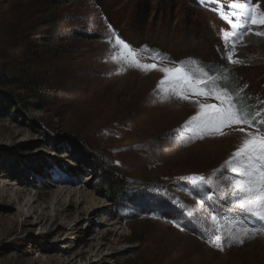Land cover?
Wrapping results in <instances>:
<instances>
[{
  "label": "rangeland",
  "instance_id": "1",
  "mask_svg": "<svg viewBox=\"0 0 264 264\" xmlns=\"http://www.w3.org/2000/svg\"><path fill=\"white\" fill-rule=\"evenodd\" d=\"M195 1L205 28L191 37L199 20L188 24L183 7L158 0H0V92L28 106L23 124L0 117V195H7L0 197V264H264V233L243 244L225 234L221 251L215 234L202 231L214 227L213 208L237 225H261L232 211L223 173L215 171L241 134L224 128V135L184 142L185 122L198 110L192 101H218L164 100L162 73L111 59L117 48L109 37L115 30L123 39V28L148 40L128 43L145 63L156 55L169 58L165 67L225 63L217 49L229 25L217 10L229 0ZM237 54L246 63L232 66L230 87L246 85L247 103L256 105L264 100V38L238 45ZM102 168L123 182L116 194L103 184ZM194 174L208 179L204 191L179 179Z\"/></svg>",
  "mask_w": 264,
  "mask_h": 264
},
{
  "label": "snow or ice",
  "instance_id": "2",
  "mask_svg": "<svg viewBox=\"0 0 264 264\" xmlns=\"http://www.w3.org/2000/svg\"><path fill=\"white\" fill-rule=\"evenodd\" d=\"M217 12L229 25L228 29L221 32L224 49H217L225 61L224 65L209 67L202 61L189 59L187 62L169 61L179 63L180 66L165 67L163 61L168 60V57L156 55L151 57L156 63L143 62L139 55L142 50H134L115 30H112L109 42L115 38L113 47L117 48V52L111 56L114 61L119 62V56L128 67L162 73L157 88L165 93L164 100L175 96L178 100L190 101L192 96H204L218 101H192L198 105V110L185 122L184 127L190 132L184 138L185 143L204 139L206 135H224V128L241 134V142L236 151L215 171L223 173L220 177L225 181L222 197L232 201V211H239L249 221L255 218L261 225L251 229L237 225L234 217L221 216L213 208L216 214L211 215L210 219L214 227L203 228L202 231L214 233L217 241L215 246L223 251L225 234L230 242L243 244L245 237L252 238L258 233H264V100L258 99L256 105H249L245 96L246 85L230 87L234 79L232 66L246 63L237 54L238 45L246 46L244 37L247 35L264 38V30H257L264 29V7L259 0H229L227 10ZM111 27L109 25V29ZM124 70L122 67L121 71ZM179 179L190 182L197 192L204 191L208 185L204 175L194 174ZM207 198L212 199L211 196Z\"/></svg>",
  "mask_w": 264,
  "mask_h": 264
},
{
  "label": "trees",
  "instance_id": "3",
  "mask_svg": "<svg viewBox=\"0 0 264 264\" xmlns=\"http://www.w3.org/2000/svg\"><path fill=\"white\" fill-rule=\"evenodd\" d=\"M142 1H144V0H142ZM150 1H151L150 2V5H151V3L154 0H150ZM158 1H161V4L163 2H164V4L168 3L167 5H171L170 7H172L174 10H176L178 6L180 8L183 7L184 10L187 11V12H185L186 15L189 14V16L190 15L192 16V18L188 17V24L189 23H191V24L195 23V22L192 21L193 18H196V20H199V21H197L195 23L196 27H194L192 29H188L189 34H191V37H194V36L198 35V33L200 35L203 33V31H204L203 28H205V26L200 21V19H198V18H200V14H202L204 12H202V8L198 5V3L195 0H158ZM163 6L161 5V7H163ZM147 13H149V12H147ZM141 16L144 18L145 23L144 22H142V23L140 22L139 23L140 28H141L140 30H142L143 28H146V27H144V26H146V24L148 25V23H147V19H148L147 14L146 15H141ZM120 30H121L120 32H121L122 38L127 43H129L130 45H132V46H134L136 48L140 47L143 43L148 45V42H147L148 40L146 38H143V39L140 38L138 41L137 40H133L132 38L126 36L125 31H124L125 29L122 28ZM206 30H207L206 31V35H209L208 38L211 39L212 37L209 34V29H206ZM157 49L162 51V48H160V46L157 47ZM211 54H212L211 55L212 57L216 56L214 54V52L213 53L211 52ZM224 64H225L224 62H221V64L217 63V65H224ZM0 82H1V78H0ZM26 89H32L34 93H38L39 95L42 93L41 90H37V88L34 85H32V84H29L26 87ZM27 107H28L27 103H26V101L24 99L14 95V94L0 92V117L9 118L13 122L23 124L24 122H21L19 119L21 117H23L22 114L24 112H26ZM25 121L28 122V124H24L26 127H32V122L30 120L26 119ZM91 160H93V161L95 160L94 156H92V155H91ZM101 178L103 180V184L107 188H109V191L112 194H116L117 190H119L122 187V185H123V182H119V180L115 178L113 172H108V171L105 170V168H102Z\"/></svg>",
  "mask_w": 264,
  "mask_h": 264
},
{
  "label": "bare ground",
  "instance_id": "4",
  "mask_svg": "<svg viewBox=\"0 0 264 264\" xmlns=\"http://www.w3.org/2000/svg\"><path fill=\"white\" fill-rule=\"evenodd\" d=\"M244 41L246 44H259L261 41H262V38L261 37H257L255 35H247L244 37ZM0 197L2 199H5L6 196H4L3 194L0 195ZM26 205L29 206V208H32L33 205L30 203V202H26Z\"/></svg>",
  "mask_w": 264,
  "mask_h": 264
}]
</instances>
